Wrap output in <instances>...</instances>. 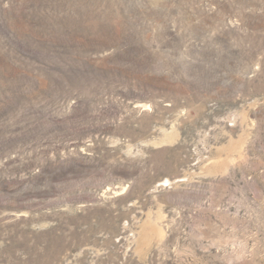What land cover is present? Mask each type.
Listing matches in <instances>:
<instances>
[{
	"label": "rangeland",
	"instance_id": "rangeland-1",
	"mask_svg": "<svg viewBox=\"0 0 264 264\" xmlns=\"http://www.w3.org/2000/svg\"><path fill=\"white\" fill-rule=\"evenodd\" d=\"M0 264H264V0H0Z\"/></svg>",
	"mask_w": 264,
	"mask_h": 264
}]
</instances>
